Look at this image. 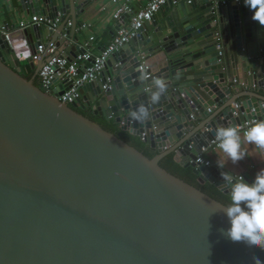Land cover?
Masks as SVG:
<instances>
[{"label": "water", "instance_id": "water-1", "mask_svg": "<svg viewBox=\"0 0 264 264\" xmlns=\"http://www.w3.org/2000/svg\"><path fill=\"white\" fill-rule=\"evenodd\" d=\"M220 1L166 0L69 105L55 98L70 85L65 67L46 94L34 83L43 56L18 67L0 34V264H253V256L264 264V251L223 234L230 225L221 203L158 166L171 155L198 185L228 198L218 168L194 165L195 157L218 127L264 119V26L243 0ZM14 2L64 16L53 31H22L30 52L47 39L67 63L84 51L73 0H40L41 9L36 0ZM140 61L148 79L136 70ZM156 79L166 87L153 103ZM241 84L248 91L233 98ZM141 105L148 116L136 120L131 113ZM75 109L138 139L144 134L141 143L155 155L145 157Z\"/></svg>", "mask_w": 264, "mask_h": 264}, {"label": "built area", "instance_id": "built-area-1", "mask_svg": "<svg viewBox=\"0 0 264 264\" xmlns=\"http://www.w3.org/2000/svg\"><path fill=\"white\" fill-rule=\"evenodd\" d=\"M79 0H73L74 3H77ZM231 2L238 4L239 0H230ZM244 1V0H243ZM132 0H110V3L113 6V11L111 14V19L118 24V28L112 34L110 40L97 54H90L87 49V43H84L81 48L84 50L81 54H78L74 57L69 63L60 56L57 49L52 45L46 47L43 43L38 44L30 52L26 41L23 39L21 33L22 31L30 25L43 26L49 30H55L58 24L61 22L63 15L56 13L53 18H48L41 15H31L28 18V21L20 20L12 27H9L7 24L0 25V34L3 37L2 42L6 50L12 53L18 62V64H25L27 59L33 64H36L41 56L44 58V62L37 71L36 80L39 82V85L42 89L45 90V93L48 94L51 81L55 70H61L63 67L62 74H64L67 81H70L69 88L62 92L61 95L56 96V100L62 104L69 105L72 104L78 98V90L85 83H89L96 79V77L103 70L104 64L107 59L115 54L124 44H126L130 38H132L136 32L141 28L143 23L149 22L153 14L157 13L166 0H147L143 7L138 8L134 12L131 9ZM221 5H225L226 1L221 0ZM127 15L125 22H123V17ZM70 26L69 22L65 23L63 30L67 29ZM84 27L81 25V28ZM60 36H64L63 32L60 33ZM89 41L92 40L91 37L88 38ZM216 50L219 51V45H216ZM89 61V66L86 67L85 63ZM264 62V60H263ZM147 68L143 65V62L137 66V71L140 72L141 78L143 80L149 78V74H145L144 71ZM79 72V75H76ZM76 76L72 80V77ZM235 83V80L232 81ZM109 78L105 79V83L101 85V90L105 91L109 89ZM234 110L237 109L235 104L231 105ZM208 112V109L206 110ZM235 116V114H233ZM192 119V116H190ZM256 119H249L232 126H237L241 130L245 129L249 122ZM264 120V119H261ZM243 135V131H241ZM144 134H140L139 140L142 142ZM217 149L215 142V135L212 140L208 143L206 148H201L200 153L196 155L194 160V165H201L204 168L211 167L212 164L207 160L203 159V153L208 149ZM217 169V167H215ZM217 171L221 172L219 169ZM241 176V175H233Z\"/></svg>", "mask_w": 264, "mask_h": 264}, {"label": "clouds", "instance_id": "clouds-1", "mask_svg": "<svg viewBox=\"0 0 264 264\" xmlns=\"http://www.w3.org/2000/svg\"><path fill=\"white\" fill-rule=\"evenodd\" d=\"M244 4L253 13L252 20L264 26V0H244ZM154 84L158 91L152 93L151 99L156 103L166 86L162 79L154 80ZM131 115L136 120H143L148 116V110L141 105ZM215 142L222 153L217 161L220 169L225 167L226 161L235 165L245 159L247 150L244 144L255 146L264 155V120H252L243 130L231 124L220 126L215 132ZM221 176L225 187L229 189L228 203L220 205L230 225L223 234L234 243H243L248 248L264 251V169L251 182L243 176H233L228 172H221ZM252 262L262 264L256 256L252 257Z\"/></svg>", "mask_w": 264, "mask_h": 264}, {"label": "crops", "instance_id": "crops-1", "mask_svg": "<svg viewBox=\"0 0 264 264\" xmlns=\"http://www.w3.org/2000/svg\"><path fill=\"white\" fill-rule=\"evenodd\" d=\"M146 1L147 0H132L131 9L137 10L138 8L143 7ZM36 2L38 7L41 9L42 3L40 0H36ZM26 4H23L22 9H20L19 6L13 7L8 4L7 0H0V25L5 23L9 27H12L17 21H28V18L31 15H36V12H32L28 7H25ZM74 4L79 6V10L75 16L76 22L84 26L81 29L76 30L77 35L84 36L81 45L87 43V51L90 54L95 55L103 47H105L114 33L113 27L115 26V22L111 19L113 6L110 3V0H79ZM6 7H8L9 12L5 11ZM66 13L67 11L65 14ZM89 37L92 38L91 41L88 40ZM30 40H32V35H30ZM47 41L48 39L46 42ZM46 42L44 45H46ZM235 83L232 82L230 85H235ZM244 87L245 86L241 84V92L239 93L238 91H235L234 94H231V96L234 98L240 96L244 91H248V88L244 89ZM87 98L88 94L84 96L81 103L83 104ZM200 121L205 120L203 117H200ZM243 147L247 150L245 159L235 165H233L230 161H226L223 169L217 167V161L222 155L218 149L208 148L202 156L204 160L210 162L221 172H228L232 175H241L246 181L251 182L255 179L256 174L261 169H264V155L260 154L259 150L253 145L244 144Z\"/></svg>", "mask_w": 264, "mask_h": 264}, {"label": "trees", "instance_id": "trees-1", "mask_svg": "<svg viewBox=\"0 0 264 264\" xmlns=\"http://www.w3.org/2000/svg\"><path fill=\"white\" fill-rule=\"evenodd\" d=\"M12 5L15 4L14 0H9ZM75 111L82 115L87 117L89 120L93 121L92 117L90 116L89 110H81V109H75ZM96 124L100 125L104 130L111 132L114 136L119 138L120 140L124 141L126 144L132 146L136 150H138L142 155H144L147 158H151L155 155L154 152H151L141 141L133 136L128 135L125 132H122L118 129L117 125H115L112 122H106L103 121L101 118L95 121ZM158 166L165 170L167 173L171 174L172 176L180 179L181 181L187 183L188 185L196 188L199 190L201 193L209 196L213 200L221 203V204H227L228 199L221 193H219L216 189H214L211 185L209 184H202L198 185L195 182V177L190 173V168L182 169L178 167L175 163L172 162V156L167 155L163 159H161L158 162Z\"/></svg>", "mask_w": 264, "mask_h": 264}, {"label": "flooded vegetation", "instance_id": "flooded-vegetation-1", "mask_svg": "<svg viewBox=\"0 0 264 264\" xmlns=\"http://www.w3.org/2000/svg\"><path fill=\"white\" fill-rule=\"evenodd\" d=\"M21 66V64H18V67H20ZM20 74V73H19ZM26 78H28V77H26ZM34 83H37V80L35 79L34 80ZM87 111V110H86ZM90 116L92 117V119L94 120V122L96 121L97 122V120H99V117H97V116H92L91 115V113H90Z\"/></svg>", "mask_w": 264, "mask_h": 264}, {"label": "rangeland", "instance_id": "rangeland-1", "mask_svg": "<svg viewBox=\"0 0 264 264\" xmlns=\"http://www.w3.org/2000/svg\"><path fill=\"white\" fill-rule=\"evenodd\" d=\"M16 14V13H15ZM15 14H13V15H15ZM18 22V21H17ZM17 22H16V24H17Z\"/></svg>", "mask_w": 264, "mask_h": 264}]
</instances>
